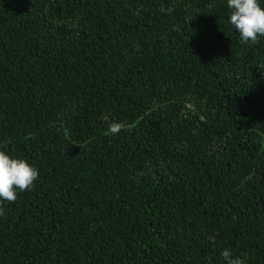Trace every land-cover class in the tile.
<instances>
[{
  "label": "trees",
  "instance_id": "trees-1",
  "mask_svg": "<svg viewBox=\"0 0 264 264\" xmlns=\"http://www.w3.org/2000/svg\"><path fill=\"white\" fill-rule=\"evenodd\" d=\"M229 16L0 0V150L39 171L3 203L0 264H264V37Z\"/></svg>",
  "mask_w": 264,
  "mask_h": 264
},
{
  "label": "clouds",
  "instance_id": "clouds-1",
  "mask_svg": "<svg viewBox=\"0 0 264 264\" xmlns=\"http://www.w3.org/2000/svg\"><path fill=\"white\" fill-rule=\"evenodd\" d=\"M214 5L210 4L209 7ZM227 8L230 11L228 23L239 34L241 44L255 45L264 37V8L259 0H227ZM169 12L172 9H168ZM101 119L107 120L106 115ZM125 125L120 122H112L108 126V132L117 135ZM143 175V173H141ZM39 178V171L31 166L25 159L14 158L5 151L0 150V216H3V203H15L19 193L31 191L35 187V181ZM245 259L232 258L229 250L220 253L226 264H246Z\"/></svg>",
  "mask_w": 264,
  "mask_h": 264
}]
</instances>
